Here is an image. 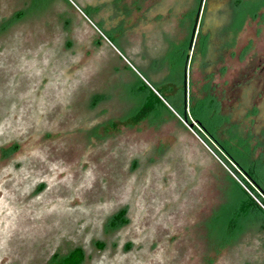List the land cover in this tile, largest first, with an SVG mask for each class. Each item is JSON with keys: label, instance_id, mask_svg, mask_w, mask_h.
<instances>
[{"label": "rangeland", "instance_id": "rangeland-1", "mask_svg": "<svg viewBox=\"0 0 264 264\" xmlns=\"http://www.w3.org/2000/svg\"><path fill=\"white\" fill-rule=\"evenodd\" d=\"M193 1L241 55L232 67L251 108L264 92V0ZM22 2L0 1V264L75 248L82 264H264V210L244 183L249 172L264 206V96L254 129L226 145L231 160L192 119L202 103L174 116L135 79L110 84V48L77 45L67 1H32L23 20L11 15ZM121 210L127 223L112 228Z\"/></svg>", "mask_w": 264, "mask_h": 264}, {"label": "crops", "instance_id": "crops-1", "mask_svg": "<svg viewBox=\"0 0 264 264\" xmlns=\"http://www.w3.org/2000/svg\"><path fill=\"white\" fill-rule=\"evenodd\" d=\"M0 1H23L19 13L11 14L22 20L33 13L32 1H38L36 9L43 1H67L69 21L65 22H70L77 45L97 53L110 48V84L135 79L174 116L181 107L188 112V101L190 107L202 103L206 115L219 119L215 124H208L206 115H193L192 119L218 143L231 146L233 134L242 139L243 132L250 134L254 129V120L258 122L257 106L243 108L242 74L237 76L241 61L238 69L232 67L241 55H234L235 46L223 42L221 26L212 30L206 19L207 1L72 0L89 21L68 0Z\"/></svg>", "mask_w": 264, "mask_h": 264}, {"label": "trees", "instance_id": "trees-1", "mask_svg": "<svg viewBox=\"0 0 264 264\" xmlns=\"http://www.w3.org/2000/svg\"><path fill=\"white\" fill-rule=\"evenodd\" d=\"M152 96L156 97L154 95V93L152 94ZM144 112H145V109L142 110L141 114L144 113ZM215 142L218 145V147L220 148V150L222 152H224V154L227 157H229L231 160H233L231 153L229 152V150H227V146H226L227 144H222L220 142L218 143L217 141H215ZM246 177H247L248 180H246L247 183L246 182H244V183H245V185L248 188H251L250 184H253L254 186L259 188V185H258L257 181H255V179L253 178V176L249 172L246 173ZM244 193L247 195V193L245 191H244ZM248 198H249V202H250L251 206H255L260 211H262L261 208L254 202L253 199H251L250 197H248ZM126 223H127V220L125 219V211L121 210L117 215H115L113 217V219H112V221L110 223V226L112 228H114L117 225H124ZM98 246L102 247L101 244H98ZM83 260H84L83 250L81 248H75L74 250L69 252L66 256H63V257L54 256V259L52 260L51 264H82Z\"/></svg>", "mask_w": 264, "mask_h": 264}, {"label": "flooded vegetation", "instance_id": "flooded-vegetation-1", "mask_svg": "<svg viewBox=\"0 0 264 264\" xmlns=\"http://www.w3.org/2000/svg\"><path fill=\"white\" fill-rule=\"evenodd\" d=\"M248 69H252L251 67H249ZM247 69V70H248ZM251 72V70H248V72L247 73H245L244 75H243V79L244 78H248V77H246L247 75L248 76H250L249 78H251V81H249V83L248 84H255V86H257L258 84H257V82L259 81V77H258V75H252V73H250ZM244 72H243V68H242V70H241V74H243ZM264 91V90H263ZM256 94L257 93H255L254 95H253V101H251V103L252 104H254V106H257V108L258 109H260L259 107H258V103H259V101H261L262 100V97L261 96H264V92L263 93H261V94H259L258 95V97L256 96ZM260 99V100H259ZM252 106V105H251ZM249 109V108H248Z\"/></svg>", "mask_w": 264, "mask_h": 264}, {"label": "built area", "instance_id": "built-area-1", "mask_svg": "<svg viewBox=\"0 0 264 264\" xmlns=\"http://www.w3.org/2000/svg\"><path fill=\"white\" fill-rule=\"evenodd\" d=\"M68 2L71 4V5H73L78 11H79V13L84 17V18H86L87 20H88V18L86 17V15L80 10V9H78L77 7H76V5H75V3L72 1V0H68ZM89 21V20H88ZM91 23V22H90ZM92 24V23H91ZM99 33H100V35L104 38V40L106 41V42H108L109 44H110V42H109V40L106 38V36L105 35H103L100 31H99ZM154 92H155V94H157L158 96H159V94L154 90ZM198 137V136H197ZM201 141V140H200ZM204 145H206L203 141H201ZM235 177V176H234ZM245 190H246V192L249 194V195H251V197L254 199V201L258 204V205H260L262 208H263V210H264V206H263V204L260 202V200L257 198V197H255L250 191H249V189H248V187L246 186L245 187Z\"/></svg>", "mask_w": 264, "mask_h": 264}]
</instances>
